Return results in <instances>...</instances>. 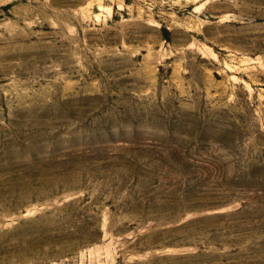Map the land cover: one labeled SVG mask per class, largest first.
Returning a JSON list of instances; mask_svg holds the SVG:
<instances>
[{
  "label": "rangeland",
  "instance_id": "374dc122",
  "mask_svg": "<svg viewBox=\"0 0 264 264\" xmlns=\"http://www.w3.org/2000/svg\"><path fill=\"white\" fill-rule=\"evenodd\" d=\"M0 264H264V0H0Z\"/></svg>",
  "mask_w": 264,
  "mask_h": 264
}]
</instances>
